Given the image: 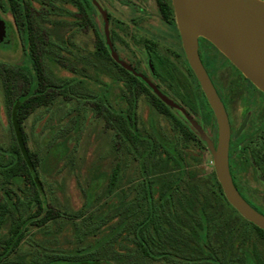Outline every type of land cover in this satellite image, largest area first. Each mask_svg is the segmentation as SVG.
Returning a JSON list of instances; mask_svg holds the SVG:
<instances>
[{
  "label": "trees",
  "instance_id": "obj_1",
  "mask_svg": "<svg viewBox=\"0 0 264 264\" xmlns=\"http://www.w3.org/2000/svg\"><path fill=\"white\" fill-rule=\"evenodd\" d=\"M90 1L0 0L17 31L25 34L31 65L0 64L2 104L12 136L10 151H0V264L22 247L27 252L16 260L8 259V264H264V231L227 202L213 168L206 173L187 171L180 159L166 156L167 150L156 138L143 135L136 102L150 91L141 79L112 60L105 42L97 41L92 53L85 56L107 58L121 72L125 110L116 111L105 96L61 78L48 67L50 60L70 73L82 72L74 63L81 62L84 55L70 46L69 36L51 37L52 16L63 15L49 12V7L58 8V2L70 4L76 9L71 15L73 27L81 30L91 23L86 10V5L92 9ZM154 1L161 17L172 19L170 0ZM142 42L148 51H154L153 41ZM152 96L154 106L168 113ZM60 103L65 107L74 104L82 119H101L108 132L115 162L100 206H94L96 196L88 199L84 193V206L67 211L49 205L45 196L39 173L42 160L28 147L23 124L37 108L46 111ZM180 131L184 141H189L190 130L180 125ZM130 164L137 173L133 193L127 190L129 185H119ZM169 166H177L176 171L167 173ZM56 223L71 230L62 249L59 243L49 244L44 238ZM28 236L32 240L26 242ZM219 236L220 244L214 243Z\"/></svg>",
  "mask_w": 264,
  "mask_h": 264
},
{
  "label": "rangeland",
  "instance_id": "obj_2",
  "mask_svg": "<svg viewBox=\"0 0 264 264\" xmlns=\"http://www.w3.org/2000/svg\"><path fill=\"white\" fill-rule=\"evenodd\" d=\"M95 1L109 14L108 34L119 56L133 63L140 72L149 75L147 53L142 40L152 39L159 42L161 47L171 45L170 38H167L170 28L160 18L154 0ZM259 1L264 2V0ZM90 2L92 9H88L86 5V10L90 15L88 19L91 23L88 22V25L81 30L73 27L71 15L76 12V9L70 4L58 2V8L49 7V12L63 15V17L52 16L51 21L54 22L49 27L51 37L60 40L65 34L69 36V41H72L69 42L70 46L78 47L84 55L81 62L74 63L82 72L73 74L65 68H60L53 61L47 60L46 63L53 73L61 78L78 82L79 86L91 89L99 97L105 96L116 111L125 110V87L121 72L107 58L94 59L91 55L88 58L85 56L92 53L97 41L102 44L105 42L102 16L95 4ZM127 3H134L145 12L135 13ZM151 62L155 64L153 60ZM0 64L6 67L31 68L25 34L17 31L6 4L0 6ZM73 107L75 105L71 103L66 107L60 103L45 108L46 111L44 107L37 108L23 124L28 147L37 152L42 160L39 173L44 181V193L49 205L67 211L84 206V193L88 199L96 196L95 207L103 204L107 178L115 162V156L108 144V132L103 127L102 120L92 116L82 119L80 113ZM82 111L80 109V112ZM169 112L172 116L155 114L148 93L140 95L137 99L136 115L143 135L156 138L167 150L166 156L170 160L174 157L180 159L181 164L188 169L187 171L191 170L195 174L210 172L213 168L212 158L197 140L201 135L186 123V119L180 112L171 107ZM151 118L153 119L152 127L149 124ZM174 119L181 121L189 127H187L189 130H192L196 142L184 141L182 135L178 133V128L175 127ZM203 134L206 136L205 132ZM11 140L12 136L2 104L0 78V151H10ZM175 168L177 166H169L167 173L170 171L174 173ZM136 176L137 173L133 171V166L131 167L130 164L127 169L125 168L119 185L123 187L129 185L127 190L133 193L135 188L133 178ZM249 185L259 196L263 192L264 187L262 189V185L252 178ZM117 195L121 197L122 193L118 192ZM59 224L56 223L44 238L48 239L49 244L59 243V248L62 249L64 248L62 244L69 241L68 232L71 230L66 224ZM7 226L8 222L4 224L2 237H5ZM220 237L214 238L213 242L220 244ZM29 240H32L30 236L27 237L26 242ZM26 250L27 247L17 250L10 258H7L4 264H8V259L11 261L18 259L27 252Z\"/></svg>",
  "mask_w": 264,
  "mask_h": 264
},
{
  "label": "flooded vegetation",
  "instance_id": "obj_3",
  "mask_svg": "<svg viewBox=\"0 0 264 264\" xmlns=\"http://www.w3.org/2000/svg\"><path fill=\"white\" fill-rule=\"evenodd\" d=\"M127 5L135 13L145 12L134 3ZM108 15L107 13L109 21ZM160 18L170 28L167 38L171 39H169L171 45L161 47L159 42L149 39L155 44L154 51H148L144 46L149 75L140 72L133 63L123 60L114 50L120 59L133 69L136 68L137 70L134 69L136 72L154 84L162 94L177 105L171 108L180 112L189 126L194 129L192 124L194 121L215 144L216 120L198 80L187 63L174 13L170 20L163 19L161 15ZM197 54L226 113L229 126L228 168L232 183L241 197L264 215V92L252 84L214 45L202 37L197 39ZM151 60L155 64H152ZM148 89L154 113L172 116L169 112L170 106L160 100L149 87ZM152 95L167 107L168 113H162L154 106ZM173 122L178 128V133L181 134L180 125H185L177 119ZM149 124L152 127V118ZM196 131L200 134L198 129ZM190 134L189 140L196 142L192 130ZM197 140L205 144L201 136ZM251 178L262 185L263 192L260 196L249 185Z\"/></svg>",
  "mask_w": 264,
  "mask_h": 264
},
{
  "label": "water",
  "instance_id": "obj_4",
  "mask_svg": "<svg viewBox=\"0 0 264 264\" xmlns=\"http://www.w3.org/2000/svg\"><path fill=\"white\" fill-rule=\"evenodd\" d=\"M103 25L105 43L112 60L140 78L154 94L170 107H177L154 84L119 58L108 34V18L95 0ZM175 23L187 63L199 82L214 114L217 126L216 143L200 132L212 158L216 179L227 202L238 214L264 231V215L252 208L232 183L228 168L229 126L219 100L198 54L197 39L202 37L214 45L252 84L264 92V2L259 0H170Z\"/></svg>",
  "mask_w": 264,
  "mask_h": 264
}]
</instances>
